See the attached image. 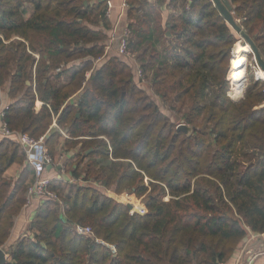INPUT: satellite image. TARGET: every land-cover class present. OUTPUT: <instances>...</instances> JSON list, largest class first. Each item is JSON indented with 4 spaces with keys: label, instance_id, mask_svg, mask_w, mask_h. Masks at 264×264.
<instances>
[{
    "label": "trees",
    "instance_id": "obj_1",
    "mask_svg": "<svg viewBox=\"0 0 264 264\" xmlns=\"http://www.w3.org/2000/svg\"><path fill=\"white\" fill-rule=\"evenodd\" d=\"M231 2L264 59V0ZM128 4L130 47L178 122L127 57L95 66L112 24L107 0H0V81L15 98L8 124L36 137L49 131L54 158L61 140L71 144L70 175L145 195L147 209L131 213L97 187L55 178L63 204L44 201L4 264H225L248 238L246 226L264 234V81L253 76L245 94L234 89L245 86L242 54L232 57L242 44L235 28L214 0ZM232 83L243 98L229 95ZM182 122L192 133L178 129ZM25 161L22 146L0 136V247L27 202L33 169ZM20 165L16 179L7 176ZM77 223L95 234L78 233Z\"/></svg>",
    "mask_w": 264,
    "mask_h": 264
},
{
    "label": "built area",
    "instance_id": "obj_2",
    "mask_svg": "<svg viewBox=\"0 0 264 264\" xmlns=\"http://www.w3.org/2000/svg\"><path fill=\"white\" fill-rule=\"evenodd\" d=\"M107 2L108 7L106 12L108 13V15H111L110 12L113 6V1L107 0ZM128 5V0H122L121 6L123 9H126ZM121 31V34L118 36V49L120 55H123L127 58H132L134 56V53L130 49V36L132 34V31L130 30L128 24H125ZM136 67L138 76H140V78L143 77V68L140 67L139 64H136ZM87 74L89 76L90 72H88ZM256 78L264 81V79L260 77L257 72ZM2 93L3 88L0 81V136L8 137L14 142H18L24 149L26 162L33 169V181L27 190V202L25 204L26 206L31 204L33 200H35V198H38L42 202L49 200H58L60 201V203L63 204V200L60 195H58V193L51 188L53 180L55 178H59L69 182H78L87 186L92 185L102 190L105 194H109L110 196L116 198L118 201L124 204L131 203V213L138 212L140 214H144L147 212L145 204H138L135 201L133 195H129L131 193L127 194L128 191H125L126 193L123 192L121 194L115 190V187H106L104 184L97 181L95 178L90 177L89 179H85L84 174H82L80 177H75L73 174L70 175L67 172L64 164V155L62 154L60 159L58 160L55 159L51 154L48 141H46L48 135L47 133L41 135L40 137H36L26 131L11 128L10 124H8L7 120L5 119L6 111L7 108H9V104L4 101ZM53 123L55 125H58V123L56 122V117L54 118ZM65 135L66 137H69L66 133ZM126 198L129 201L124 202ZM74 227L75 230L82 235L90 236L95 234L91 225L89 226L77 223ZM258 235L263 236L264 238V234L257 233L250 229V234L248 238H246L245 243L240 249V254L238 255L239 264H255L254 262L256 261V259L259 256L264 255V242H261L262 244L257 247H252L250 245L251 240H253V238H256V236ZM97 240L106 243L102 239L97 238ZM109 246L110 248H112L113 252H117V248L114 244L110 243ZM218 264H224V262L220 261Z\"/></svg>",
    "mask_w": 264,
    "mask_h": 264
},
{
    "label": "crops",
    "instance_id": "obj_3",
    "mask_svg": "<svg viewBox=\"0 0 264 264\" xmlns=\"http://www.w3.org/2000/svg\"><path fill=\"white\" fill-rule=\"evenodd\" d=\"M112 1H113V6H112V9L110 12L111 15H109L112 24H111V27L107 30L109 32V38H108V42H107V45L105 48L106 52H105L104 56L97 58L95 60V66L101 65L105 60H107L112 55L121 56L119 49H118V36L122 32L121 30H122L123 26L125 24H128L127 22L129 21V17H128V13H127V8L123 9L121 6L122 0H112ZM163 10L165 12V16H167L170 13L169 11H171V8L166 3H164L163 4ZM30 13H31V8L30 9L28 8L25 12V15L28 17V16H30ZM168 34L169 35L171 34L170 30L168 31ZM0 36H2V34H0ZM16 37L19 38L20 36H16ZM10 41L6 40L7 43ZM37 56L39 57L40 55L37 53ZM88 72H90L89 76H91L93 69L88 70L87 73ZM89 76L87 74V77H89ZM30 83H31V81L27 80V84H30ZM2 94H3L2 97L7 104L10 105L14 102L15 98L13 99L12 97H10V95L8 94V91L6 89L3 88ZM42 104H43V101L40 99H37V101H36L37 110H40L42 108V106H43ZM52 126H56V125L53 123ZM47 134H48L47 135V138H48L50 136V133H47ZM26 164L28 165L27 162H26ZM12 169H14L15 172L17 169V173L15 175V178H16L19 175V173L21 172V168H20V166L12 167L10 170L7 171V173H9V175H11L10 173H13V174L15 173L12 171ZM43 204H44V202H42L38 198H35V200H33V202L31 204H29L27 206L24 205L22 207L21 211L17 214L15 224H14V226L10 232L11 235L8 238L7 242L5 243V246H7V247L6 248L3 247L5 251L7 250V254L9 252V249L16 243V241L18 240L19 237H21L22 235L31 234V232L29 230V226L35 220L37 212L39 211V209L41 208V206ZM246 227L248 228V231L250 234L251 228L248 226H246ZM245 241H246V239H243L238 244L239 246L235 250V253L230 257L229 260L225 261V264H236V263H238V260H239L238 255L240 254V249L243 246V244L245 243ZM261 242H264V238H263V236L258 235V236H256V238H253V240H251L250 245L252 247L253 246L257 247V246L262 244ZM254 263L255 264H264V255L259 256Z\"/></svg>",
    "mask_w": 264,
    "mask_h": 264
},
{
    "label": "rangeland",
    "instance_id": "obj_4",
    "mask_svg": "<svg viewBox=\"0 0 264 264\" xmlns=\"http://www.w3.org/2000/svg\"><path fill=\"white\" fill-rule=\"evenodd\" d=\"M233 28V27H232ZM234 29V28H233ZM235 31H236V35H238L240 38L238 39V41L237 42H241L242 44L241 45H235L234 47H236V48H238V47H240V48H243V52H242V57L240 58V60L242 59V62H243V64H245V69L243 70V69H240V70H242L241 71V73H243L244 74V81H245V85H246V88H247V86L249 85V81L253 78V76H255V78H256V72H257V74H258V68H261L260 67V65L257 63V59H256V56H255V53H254V51H253V49H252V47L251 46H249V44H247V42H246V40L241 36V34H239L238 32H237V30L235 29ZM236 42V43H237ZM130 49L132 50V52L134 53V56L132 57V58H125V59H127V61L129 62V63H132V65L134 66V67H136V63L138 64V62H137V52H136V50L135 49H133L132 47H130ZM233 50H234V48H233ZM233 52V51H232ZM223 58H225V56H222L221 57V59H220V63H219V65H221V66H223V67H225L226 65H227V63H228V59L227 58H225L224 60H223ZM232 59V58H231ZM94 68V67H93ZM231 68H232V66H231ZM231 70V69H230ZM264 71V70H263ZM145 73V72H144ZM137 75H138V73H136ZM146 74V73H145ZM145 74H143V77L142 78H144L142 81H141V83H140V85H142V86H144L146 89H147V91L156 99V101L157 102H159L160 103V106H161V109L165 112V113H167L169 116H171V118L173 119V120H175L176 122H178V120L179 119H177L176 118V112H174V111H172V110H170L166 105H165V103L164 102H162V100L159 98V97H157L154 93H153V90H152V87H151V85H150V80H149V78H147L146 76H145ZM259 75V74H258ZM228 76H229V74H228ZM260 76V75H259ZM90 77V76H89ZM89 77H87V74H86V78L88 79ZM261 77V76H260ZM139 78H140V76H139ZM262 78L264 79V76H262ZM6 86V87H5ZM2 85V87L4 88V89H6L7 91H8V94H9V88H8V85L6 84V85ZM245 88V91H244V94L246 93V91H247V89ZM231 89H232V86H231ZM231 89H230V91H231ZM244 94H243V96L242 97H240V98H236V97H234V91H233V89H232V93H230L229 92V95L231 96V97H233V99H235V100H239V99H241V98H243L244 97ZM10 95V94H9ZM11 97V96H10ZM55 128H57V127H59V125H56V126H54ZM47 133H50L49 131L47 132ZM58 148L60 149L59 151L61 152L62 151V149H65L64 150V155L67 153V152H70L72 149H70L71 148V144H70V147L69 146H66L65 144H64V141L63 140H61V144H60V146L58 145ZM70 150V151H69ZM62 153H61V155H62ZM61 155H59V157H56L55 159H60V156ZM64 164H65V167H66V170H67V172L69 171V169H70V164H71V162H70V164L66 161L65 162V159H64ZM72 166V165H71ZM22 167V165H20V168ZM15 169V168H14ZM14 169H12V171L13 172H15L14 171ZM16 173H17V169H16V172L13 174V173H10L11 175H9V173H6L7 174V176L8 177H10V178H12V179H16L15 178V175H16ZM146 182H147V184H148V178L146 179ZM31 183H32V181L29 183V186L31 185ZM29 188V187H28ZM127 192V191H126ZM126 192H124V193H126ZM119 193H123V192H119ZM127 194H129V192H127ZM129 195H133V197L135 198V201L138 203V204H144V202H145V195H143V196H137V195H135V194H129ZM61 197V196H60ZM62 198V197H61ZM63 199V198H62ZM129 199V198H128ZM126 201H129V200H127V198L125 199V201L124 202H126ZM90 226V225H89ZM4 248H6L7 246H3ZM7 251V250H6ZM9 254H7V256H8V258H10V252H8Z\"/></svg>",
    "mask_w": 264,
    "mask_h": 264
},
{
    "label": "water",
    "instance_id": "obj_5",
    "mask_svg": "<svg viewBox=\"0 0 264 264\" xmlns=\"http://www.w3.org/2000/svg\"><path fill=\"white\" fill-rule=\"evenodd\" d=\"M215 4L221 10L222 14L226 18V20L229 22V24L232 25L233 28H235L241 36L246 40L247 44L252 47L257 63L260 65V67L264 70V59L262 58L258 46H256L254 40L251 38L249 34L245 32V30L239 25L237 20L234 17L233 14V4L231 0H214ZM178 129L179 130H184L187 133H192L193 128L186 122H182L178 124ZM129 208L132 207L131 203H126ZM8 260L7 252L4 250L3 247H0V264H4Z\"/></svg>",
    "mask_w": 264,
    "mask_h": 264
},
{
    "label": "bare ground",
    "instance_id": "obj_6",
    "mask_svg": "<svg viewBox=\"0 0 264 264\" xmlns=\"http://www.w3.org/2000/svg\"><path fill=\"white\" fill-rule=\"evenodd\" d=\"M242 52H243V48H240V47H238V48H236V47H234V50H233V54H232V57H233V60L235 61V60H237L239 57H240V55L242 54ZM243 55V54H242ZM241 60L239 59V62H240ZM232 64V63H231ZM237 68L239 69V63H238V65H237ZM240 70V69H239ZM258 74L262 77V76H264V71H263V69L262 68H258ZM240 71H242V70H240ZM231 72V71H230ZM230 75V74H229ZM242 78H243V81H244V74L242 73ZM230 80V79H229ZM245 82V81H244ZM232 87H233V83H232ZM234 88V87H233ZM245 88H246V85L244 86V87H242V88H234V89H236V90H239V91H242V92H244L245 91Z\"/></svg>",
    "mask_w": 264,
    "mask_h": 264
}]
</instances>
